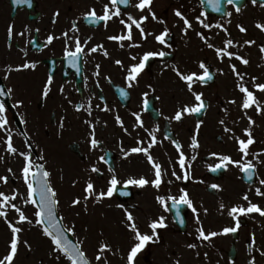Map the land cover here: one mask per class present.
I'll return each instance as SVG.
<instances>
[{
    "label": "flooded vegetation",
    "instance_id": "obj_1",
    "mask_svg": "<svg viewBox=\"0 0 264 264\" xmlns=\"http://www.w3.org/2000/svg\"><path fill=\"white\" fill-rule=\"evenodd\" d=\"M107 2L108 0H31L29 6L17 4L15 0H0V87L14 90L11 98H5L14 146L18 150H26V137L19 133L27 131L34 145L33 159H38L40 155L45 157V160L40 162L44 163L51 173V184L57 194L59 193L58 209L61 207L59 195L64 194L65 198H68L71 217L76 215L73 217L75 225L91 224L101 212L97 219L102 220L104 216L105 221L103 220L104 232L100 240L110 243L112 252H109V257H113L111 253H114L118 258L119 252L122 251L127 254L124 248L132 243L131 233L122 223L123 210L117 207L123 203L133 212L143 232H150L148 222L161 215L166 217L168 225L167 228L158 230L160 242L148 245L138 255L136 264H175L177 260L180 264H248L252 256L256 257V264H264V256H260L257 251L264 249V216L258 213L241 216V227L234 234H220L210 241H202L198 239L197 232L198 228L203 227L206 234L213 231L222 233L224 227L234 226L235 222L227 212L236 205L247 206L242 198L245 193L253 203L264 208V197L257 196L254 191L256 187H262L259 185V179H264V164H257L252 181H248L234 166L215 173L208 168V165L218 163L216 158L210 156L211 152L240 159L237 145L231 138L232 134L224 132V126L219 121L225 120V124L233 129L235 135L242 138H246L243 130L249 126L247 117L240 108L242 94L236 87L237 78L231 71V64H236L237 70L246 74L245 83L264 103V93L256 91L251 81V77L255 76L257 83L264 82V53L260 51V47L264 46V31L256 27L258 23L264 24V21L260 18L253 19L250 15L253 10H246L251 6L249 3L245 5V9L239 12L232 10L229 12L231 16L218 19L205 15L200 9L192 10L190 0H153L152 11L156 13L159 21L163 22L154 21L149 15L142 25L147 38L133 28V40L124 41V47H120V42L108 39V36L125 32L120 19H126L129 13L139 19L142 15H148V9L141 13L135 7L139 0H130L127 6L118 5L122 15L109 21L107 28L104 27V22L91 24L83 19V14L93 7L98 14H102L103 4ZM177 9L181 10L192 24L187 35L183 31V20L175 15ZM57 11L60 15L54 17ZM201 13L204 15L201 16ZM197 17L209 23L210 29H204L197 22ZM73 22H77L79 32L75 35L80 37L82 43L87 37H91L85 48V55L79 63V70L71 67L64 57L65 40L62 33L69 31ZM9 25H14L11 40L8 39ZM241 26L246 29L245 32L240 31ZM166 27L169 35L165 38L166 43L160 44L155 36L161 34ZM223 29H227V32ZM21 32L24 33L23 36L19 35ZM200 32L210 37L209 42L215 47H223L226 39H232L236 46L229 50L238 52L250 63L245 66L240 61L229 60L227 57L221 61L215 51L201 40L197 34ZM69 34L73 35L72 32ZM49 35L60 38L47 44ZM249 40H254L255 44H246L245 41ZM68 43L72 44V41ZM101 44L102 49L88 53V49ZM169 44L171 47L167 46ZM72 46L74 47V44ZM104 51L109 55L105 56ZM148 51H164L170 55L151 59L148 62L150 67L146 68L138 82L129 88L125 79L127 68L138 62L131 57L139 58ZM117 59L123 62L124 67L115 63ZM26 61L36 63V68L14 70L7 80L3 79L8 66L15 69ZM199 61L205 62L214 76L213 81L207 85H195L196 90L204 93L208 107L199 116H186L177 122L170 117L182 104L191 102L192 97L185 84L176 76L173 66L185 73L200 71ZM96 65L100 66L99 76L94 75L97 71ZM219 70H222L223 74ZM49 75L53 77L51 91L47 98H43L42 90ZM61 88L63 92L60 91ZM121 89L127 96L121 95ZM18 99L24 101V106L19 109L12 108L11 105ZM233 99L236 100L235 104L228 103ZM89 101L92 105L91 116L84 110L76 111V105H87ZM105 105L108 111L102 110ZM133 113L140 114L144 122L143 127L136 125ZM117 115L123 121V127L117 123ZM248 115L256 121L252 127L256 143L251 146L250 152L264 150V114H257L253 108L248 110ZM21 116L27 120V124H21ZM61 120L64 125L62 129L59 127ZM85 120L95 125V137L100 141L99 147L95 149L90 144L92 129ZM198 120H203L204 123L197 133ZM157 126L159 131L156 132V137L159 143L150 151L155 162L163 168L164 183L161 188L157 190L151 186H130L125 189L119 185L111 199L100 202L90 200L85 206V182L91 179L97 190H106V183L111 175L109 167L115 170L121 181L129 177H153L151 165L143 154H131L124 158L121 148L130 150L131 147L137 146L138 140L143 141L142 146L147 147L150 141L148 131ZM125 128L127 132L124 131ZM194 135L200 143V148L196 150L190 147ZM5 140V133L0 131V157H3L0 159V176H9L7 184L0 182V192L10 195L13 189H17L22 195H26V185L21 178L23 158L9 154ZM173 140L182 145V151L187 157L185 167L188 168L191 164L188 169L191 178L188 181L176 180L171 175L173 168L177 174H183ZM193 155L196 156L194 161L191 159ZM101 156H104L108 163L101 161ZM248 158L253 159L251 155ZM260 159L264 160V156ZM93 166L100 168L101 174L91 172ZM8 168L12 169L14 176L8 172ZM169 180L172 181L171 184L168 183ZM213 183L220 185L221 190L212 189L210 185ZM181 188L188 191L199 214V224L196 222L197 213H193L186 205L180 208V216L184 221L181 224L171 201H168V211H165L155 199L157 195L164 196L166 200L169 196L178 197ZM250 188L253 190L249 191ZM123 191L129 192V195H120ZM76 197H80L82 203L73 207L71 201ZM18 199L22 200L20 197ZM16 202L17 200L13 201ZM221 203L225 205L222 211L219 208ZM204 209L208 210L207 214ZM0 224L5 230L3 218H0ZM87 230L91 232L90 226ZM105 234L108 239H104ZM253 234L256 242L254 246H250ZM111 240L119 243L113 245ZM122 242L130 244L126 246ZM189 243H194L197 247L190 249L187 247ZM108 260L110 261L109 258Z\"/></svg>",
    "mask_w": 264,
    "mask_h": 264
},
{
    "label": "snow or ice",
    "instance_id": "obj_2",
    "mask_svg": "<svg viewBox=\"0 0 264 264\" xmlns=\"http://www.w3.org/2000/svg\"><path fill=\"white\" fill-rule=\"evenodd\" d=\"M203 2V0H201ZM209 4L212 6L215 12L220 11V0H208ZM229 4H233L235 0H227ZM17 4H28L31 5V0H15ZM253 5L259 4L261 7H264V0H251ZM130 0H108L107 3L103 4L102 7V14H98L95 7L89 9L87 12L83 14V19L87 20L91 24H99L100 22H104V27L107 28L108 22L111 21L113 18L121 17V8L118 5H129ZM153 4V0H139L138 3L135 4V7L143 13L145 9H148V15H142L139 19L135 18L130 13L127 15L126 19H120V23L124 26L125 32L118 35H111L108 36V39L111 41L120 42V47H124V41H132L133 40V28L139 30L140 34L144 36L146 39L145 29L142 25L148 20L149 15H151L152 20L159 21L156 13L152 11L151 5ZM236 11L239 12L240 8H236ZM59 11L54 13V17H59ZM175 15L183 20L185 28L183 29L184 34L187 35L188 29L192 27L191 22L187 19V17L182 13L181 10H175ZM204 14L201 13V16ZM231 15V13H228ZM197 22L202 25L204 29H210V24L205 22L204 19L197 17ZM163 22V21H159ZM55 23V19L53 20ZM217 27H221V25H216ZM261 31H264V24L258 23L256 25ZM227 32V29H223ZM8 39L11 40L14 34V25H9L8 27ZM37 31H39L37 29ZM241 32H245L246 29L244 27H240ZM72 32L73 35L69 33ZM79 32V28L77 27V22H73L72 27L69 31H65L62 33V38L65 40V48H64V57L67 60L68 64L79 70V63L82 59V56L85 55V48L87 43L91 40V37H87L85 41L82 43L81 39L75 33ZM150 34V33H149ZM201 40L206 44V46L210 49H213L216 53V56L223 61L225 57L229 60H238L243 65L247 66L250 61L241 56L238 52L230 51L229 49L235 47L234 41L232 39H226L223 42V47H215L212 43L209 42L210 37H207L203 32L197 33ZM19 35L23 36L24 33L21 32ZM169 35V30L167 27L165 30L155 36V39L160 44L166 43V37ZM60 37H56L53 35H49L47 37V44H51L55 39ZM72 41V44L68 43ZM246 44L252 45L255 44L254 40L245 41ZM133 47L139 45H131ZM171 47V45H167ZM11 47V45H9ZM103 45H97L88 49V53H95L99 49H102ZM260 51L264 53V46L260 47ZM27 53H25V56ZM104 55L108 56L109 53L104 51ZM166 55H170V53L159 51H148L145 52L141 57L133 56L131 57L132 60L138 61L135 64H132L130 67L127 68L126 74V82L129 88L133 87V85L138 82L141 74L144 73L145 69L150 67L149 61L155 57L163 58ZM117 65L124 67L123 62L119 59L115 61ZM99 65H96L97 71L94 73L95 76H99ZM36 68V63L34 62H25L22 65L17 66L13 69L11 66L6 68V74L4 75L3 79L7 80L9 75L12 71H21L24 69H32ZM198 68L200 71H193L189 73L182 72L177 66H173V71L175 72L176 76L185 84L187 92L190 93L192 100L191 102H185L182 104L177 111H175L174 115L170 117L177 122L182 121L186 116H199L204 113L208 107V104L204 98V93L202 91H198L195 89V85L199 83L201 86L207 85L208 82L213 81L214 76L213 73L209 70V66L203 62H198ZM232 73L237 78V89L242 94L241 96V103L240 108L242 109L244 116L247 117L248 120V127L243 130V135L246 138H242L241 136L235 135L232 128L228 127L225 124V120L221 119L219 123L224 126L223 130L226 133H230L231 138L235 141L237 145V151L240 153V159H233L232 156L217 152H211L210 156L216 158L218 163L214 165H208L209 171L215 173L218 170L225 169L227 170L229 166H234L240 170L241 173L244 174V177L248 181H252L254 175L256 174L257 164H264V160H261L260 157L264 156V150L257 151V152H250L251 146L256 143L255 137L253 135L252 127L256 124V121L252 118V116L248 115V110L255 108L257 114H264V103H262L255 92L250 90L249 86L245 83V75L242 74L237 70L236 64L230 65ZM221 74H223L222 70ZM252 85L254 86L255 90L261 93H264V82L257 83V77H251ZM53 83V77L51 75L48 76L47 81L44 85L42 90V97L47 98L50 91L51 85ZM63 92V88L60 89ZM122 96H127V93L121 89L120 90ZM14 94V90L12 88H5L0 87V131L4 132L6 135V151L11 155H18L19 157L23 158V164L21 167V178L23 183L26 185V195H22L17 189H13L12 193L6 194L5 192H0V218H3L5 223L7 224L8 228L10 229L11 236L10 240L7 244V251L6 254L0 258V264H14L18 252L20 244L23 243L24 246L31 251L32 245L27 240H22L21 233L25 230L20 225L28 224L39 227L42 235L48 238L51 242L52 248L51 252L55 254V259L59 261L61 257L68 261V264H92V261L88 258L87 253L84 251L82 245L84 241L78 240L76 243H73L72 240L68 238V233L72 235H76L75 233V225L71 227L65 226L63 224L64 217L58 216L57 208L60 204L59 199L57 198L58 194L56 190H54L50 177L51 173L46 169L45 164L41 163L40 161H44L45 157L43 155L38 156V159H33V143L31 142V137L28 136L27 131H21L19 135L26 137L24 144L26 150L21 151L18 150L13 144V134L12 129L10 126L9 118H8V106L5 103V98H11ZM145 95L144 100V107L145 110L147 108V93ZM230 104H235L236 100L228 101ZM24 106V101L18 99L11 105L14 109H19ZM97 107H100L97 105ZM84 110L87 112L89 116L92 115V105L89 101L87 105L80 104L76 105V111ZM103 111H108L107 105L102 109ZM227 111V109H225ZM136 120V125L139 127L144 126V122L141 119L139 113H133ZM116 121L123 127V121L117 115ZM21 124H27V120L24 119L23 116L20 117ZM85 123L89 124L92 131L90 134V144L93 149L99 147L100 141L95 137V125L88 120L84 121ZM203 120H198L196 123V131L198 133L199 128L203 125ZM63 120H61L59 127L63 128ZM125 132L128 130L125 128ZM147 131V129H146ZM159 131V127L155 128L152 131H148V136L150 141L147 147L142 146L143 141L138 140L137 146L131 147L130 150H125L121 148L124 158H127L131 154H143L146 158L148 163L151 165V169L153 172V177L151 179L147 178L146 176H139V177H129L124 181L118 179L115 170L109 167L108 171L111 173L110 178L107 180L106 183V190H97L94 183L91 179L85 182L84 187V197L83 202L85 206H87V202L93 200L95 202H100L104 199H111L114 194H116L118 186L122 185L123 188L127 189L130 186H135L138 188H145L147 186H151L157 190L161 188L163 180V168L162 165L155 162L152 154L151 149L159 143L156 137V132ZM168 138V137H166ZM172 143L175 145L177 152L179 154L178 164L182 171V175L177 174L176 170L173 168L171 171V175L175 177L176 180H184L188 181L190 177V169L191 164L188 165V168L185 167L187 157L185 156L184 152L182 151V145H180L177 141L173 140ZM191 149L196 150L200 148V143L194 135L191 140L190 144ZM252 156L253 159H249V156ZM3 159V157H0ZM104 163H108L105 160L104 156L99 158ZM191 159L194 161L196 156L193 155ZM255 160V163H254ZM8 172L12 173L14 176L15 173L12 172L11 168H8ZM91 172L101 174L100 168L93 166L91 168ZM9 181V176H0V182L7 184ZM203 183V181H200ZM75 183V182H74ZM169 184L172 183L171 180L168 181ZM259 185L264 187V179H259ZM210 187L212 189L221 190V186L218 184H211ZM262 187H256L254 189L255 194L260 197H264V190ZM253 189H249L252 191ZM179 196H169L167 200L164 196L157 195L155 197L156 201L164 207L165 211H168V201H171L172 208L176 209V216L180 218V223L183 224V218L180 216V208L182 205H186L188 208L191 209L193 213H197V209L193 205V201L191 200L188 191L181 188L179 190ZM120 195L127 197L129 192L123 191L120 192ZM20 197L23 201L24 205H31L35 209L32 214V218L26 215L25 209L19 206L17 203H13L16 201L17 198ZM243 200L247 203L245 205H236L231 207L227 214L228 216L232 217L234 226H226L223 228L222 233H217L215 231L207 233L200 227L197 229L198 232V239L202 241H210L213 237H216L220 234H234L236 233L241 227V216H248L252 213H258L260 216H264V208L259 206L256 203H253L249 198V195L245 193L243 195ZM82 203L80 197H76L71 201V205L75 207L76 205H80ZM118 208L123 210V220L122 223L124 227L127 229L128 232L131 233V240L132 243L129 246V249L126 254V264H136V260L138 255L150 244H156L160 242V233L159 229L167 228L166 217L163 215L158 216L154 219H151L148 222V228L150 232H143L141 231L138 223L136 221V217L134 216L133 212L130 211L123 203L117 205ZM220 210L225 209V205L221 203L219 205ZM9 210H14L17 214V219L15 222L8 219ZM205 214H207V209H204ZM196 222L199 224V214L197 213V220ZM256 242L255 234L251 237V245L254 246ZM190 249H195L197 247L194 243H189L187 245ZM260 256H264V249H257ZM112 252V247L109 242L104 241L99 244L97 249V254L95 255L94 259L99 264L101 260L104 261V264H110L108 257L105 255L106 253ZM197 255H199L197 253ZM207 255V254H205ZM175 264H180L179 260L175 261ZM248 264H256V257L252 256L249 259Z\"/></svg>",
    "mask_w": 264,
    "mask_h": 264
},
{
    "label": "rangeland",
    "instance_id": "obj_3",
    "mask_svg": "<svg viewBox=\"0 0 264 264\" xmlns=\"http://www.w3.org/2000/svg\"><path fill=\"white\" fill-rule=\"evenodd\" d=\"M195 6H196L195 1L190 0V7L192 10L198 9L197 7L195 8ZM246 10H248V11L253 10L252 12H250V15L253 17L254 20H258V18H260L264 21V7H260V6L255 5V6H249ZM263 41H264V39H263ZM255 58H257V54H255ZM59 197L61 199V205H60L61 207L59 208V211H60L59 215L64 217L63 224L65 226L71 227L72 225H75L73 217L75 218L76 215L71 217V214H70L71 212L69 211L70 206H69L68 198H65L64 194H60ZM17 204L19 206H21L22 208H23V206H25L23 204V201L19 200L18 198H17ZM27 207H28V209L31 210L30 215L32 217V213H33L32 208L29 207L28 205H27ZM89 211H91V210H89ZM11 212L12 213L9 212L8 219L15 222V220L17 219V214L14 212V210H11ZM100 213L101 212H99L96 215V217H95L96 219H94L91 222V224L87 223L86 226L75 225L76 235H73L76 242L78 240L84 241L82 247H83L85 252L87 251L86 252L87 256L92 261V264H97L94 257L97 254V249L99 247V244L105 241V240H103V241L100 240V237L103 235V232H104V226H103L104 216H102V220L97 219L99 217ZM28 214H29V210H28ZM88 226H90L91 232L90 231L88 232V230H87ZM21 227L25 229L21 233L22 240L29 241L32 245V250L29 251L24 246V244L21 243L20 247H19L18 256H17L14 264H68L64 260L63 257H61V259L59 261H57L55 259V254H53L51 252V248H52L51 242L48 238H46L42 235V232H41L39 227H36L33 225H28V224L22 225ZM9 233H10V231L3 230L2 226L0 225V258H2V256L7 251V244L10 240ZM6 234L9 236H7ZM91 238H93V239H91ZM104 239H108L106 234H105ZM109 239H112V238H109ZM111 243L114 245L115 243L117 244L119 242H115V240H111ZM122 244H125L126 246H128L130 243L122 242ZM129 246L124 248V250L128 251ZM122 252H119L120 257H118V258L115 257L116 255L114 253L113 254L111 253V256H113V257H109L110 256L109 253H107L105 255L110 259L111 264H125L126 254H123ZM165 259L166 258H164V260ZM160 260L161 259L159 258V261ZM168 260L170 261V258H168ZM171 260L174 261L173 259H171ZM162 263L163 262H161L160 264H162ZM99 264H104L103 260H101L99 262Z\"/></svg>",
    "mask_w": 264,
    "mask_h": 264
},
{
    "label": "water",
    "instance_id": "obj_4",
    "mask_svg": "<svg viewBox=\"0 0 264 264\" xmlns=\"http://www.w3.org/2000/svg\"><path fill=\"white\" fill-rule=\"evenodd\" d=\"M199 1H200L201 5H202L204 11L207 14H209V15H215V16H218V17H223L225 15V11H226V8L225 7H226V4H229L227 2V0H220V11L219 12H215L213 10L212 6L209 4L208 0H203V2H201V0H199ZM246 1L247 0H235V2L232 5H233V7L235 9L236 8H241ZM68 238L70 240H72L71 236H69V235H68ZM72 242H73V240H72Z\"/></svg>",
    "mask_w": 264,
    "mask_h": 264
}]
</instances>
